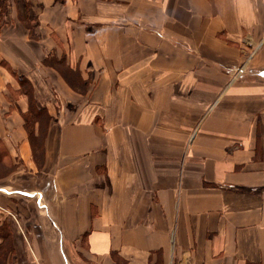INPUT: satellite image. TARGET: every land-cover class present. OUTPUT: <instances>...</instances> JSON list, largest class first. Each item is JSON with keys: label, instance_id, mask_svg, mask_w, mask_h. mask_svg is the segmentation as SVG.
Instances as JSON below:
<instances>
[{"label": "crops", "instance_id": "0c3cea01", "mask_svg": "<svg viewBox=\"0 0 264 264\" xmlns=\"http://www.w3.org/2000/svg\"><path fill=\"white\" fill-rule=\"evenodd\" d=\"M7 1L0 264H264V0Z\"/></svg>", "mask_w": 264, "mask_h": 264}, {"label": "rangeland", "instance_id": "374dc122", "mask_svg": "<svg viewBox=\"0 0 264 264\" xmlns=\"http://www.w3.org/2000/svg\"><path fill=\"white\" fill-rule=\"evenodd\" d=\"M8 5L9 4H8L7 0H0V40L2 38H5V37L8 38V37L11 36L10 35L11 33L7 34L6 36L3 35V34H4V31L6 30L7 26L12 21H14V19L16 17V16H14V18L11 19V17H10L11 15H10V13H8ZM10 19L12 20L11 22H10ZM22 35L23 34H21V30L18 28L15 31V35L13 36V39L18 44H20ZM3 65H4L5 69H6V71L8 72V74H11V80L12 81L10 83H8L6 85V87L8 88V92L12 94V95H10V98L12 99V101H11L12 102L11 103L12 107L14 106L15 103L17 104V101L19 100V95L20 94L21 95L22 94L27 95V97H29L28 103L30 104V110L27 111L24 114L25 121H26V125H25L26 129H28V132H30V134H31L34 131V127L37 125L36 122L39 121V131H40V134H41L45 130V128L47 126V123L49 121V118L51 116L49 115V112H47V110L40 111L39 108H41V107L38 104L36 105V109L37 108L38 109L37 110L33 109L32 100H30V98H31V96H32V94L34 92V88H33L31 79H29L27 77L28 73L26 72V70L23 69V67L19 63L18 64H9V63L3 62ZM40 65H42V67L44 68L45 74H46V72L49 73L50 69L52 67H54V69H56V70H60L62 75L63 74H68L69 71H70L69 68L63 64V62H60V63L56 64L53 61V59H48V60L42 62ZM60 65H61L62 68H60ZM2 70H3V68H2ZM55 97H57V96H54V98ZM1 159L2 158H0V161H1ZM3 162H4V159H3ZM8 163L9 164L6 165V167H4L5 165H3V167H2L3 168V176L4 177H5V173L4 172H8V171H10V169L13 168V165L10 164V162H8ZM3 176H0V177L4 178ZM16 176L17 175H15V178H17ZM18 178H19V176H18ZM36 180H37L36 178L31 177L30 175H26V176L23 177L22 181L19 180V181L15 182L16 184L13 183L10 180L0 182V189L2 188V189L7 190L3 183H5L7 185H13V187L22 185V187H17V188L27 189L26 187H33L35 185V183H36ZM30 193H34V192L31 191ZM13 198L16 199L18 202L22 201L23 204H25V203L28 204V206H29L28 207L29 208V214L30 215H34L36 213L35 212V208L37 207V203H38L37 200L39 199V197L37 195H33L31 197V196H23V195L18 194V195H14ZM19 214H20V210H18V215ZM38 229H39V227L36 226V224L35 225L30 224L29 225V231L34 232V231H38ZM2 231L3 230H0V233ZM32 232H30V234ZM30 236L31 235L28 234L27 238H23V242H24L23 244H26L27 241L30 240ZM14 241H15V239H8V241H6V243H4V245H2L0 247V257L2 256V254H4V249L5 248H7L6 251L9 253L10 249L15 246L14 243H13ZM18 241L20 242V239ZM30 241H32V240H30ZM14 254H18L19 257H22V251L21 250L18 253L15 252ZM2 259H4V257ZM20 260H21V258H20Z\"/></svg>", "mask_w": 264, "mask_h": 264}, {"label": "built area", "instance_id": "2783aa9c", "mask_svg": "<svg viewBox=\"0 0 264 264\" xmlns=\"http://www.w3.org/2000/svg\"><path fill=\"white\" fill-rule=\"evenodd\" d=\"M244 66H245V64L242 65V66H240V67L237 69V73H238V74H242V73L244 72Z\"/></svg>", "mask_w": 264, "mask_h": 264}]
</instances>
